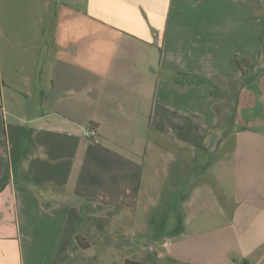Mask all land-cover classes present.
Returning a JSON list of instances; mask_svg holds the SVG:
<instances>
[{
	"label": "crops",
	"instance_id": "0c3cea01",
	"mask_svg": "<svg viewBox=\"0 0 264 264\" xmlns=\"http://www.w3.org/2000/svg\"><path fill=\"white\" fill-rule=\"evenodd\" d=\"M170 144L198 175L167 255L264 264V5L0 0V264H91L89 223L164 199Z\"/></svg>",
	"mask_w": 264,
	"mask_h": 264
},
{
	"label": "rangeland",
	"instance_id": "374dc122",
	"mask_svg": "<svg viewBox=\"0 0 264 264\" xmlns=\"http://www.w3.org/2000/svg\"><path fill=\"white\" fill-rule=\"evenodd\" d=\"M241 1L255 6L264 5V0ZM253 22L251 21L250 24L253 25ZM252 39L253 36H251V43ZM245 59L240 54L235 56L237 64L244 62ZM169 151L175 154L184 153V157L180 158L177 163L170 162L173 164L170 167L174 170V174L170 176L169 184L165 183L167 180L164 176L156 178L162 185L163 192L158 191L153 194L155 198L157 196L164 198L158 202L157 207L139 206L124 211L114 208L108 220L104 218L100 222L104 228L100 234L96 230V226L100 225L95 224L94 221L89 223L86 233L89 235V242L93 248L91 264H97V260H100L101 264H126L127 261H138L145 264H188L174 255L167 254L171 249L172 238L179 234L183 227L180 221L186 210L185 203L190 198V187L193 186L198 172L193 168V151L187 148L183 152L172 144L169 146ZM158 167L161 168L160 163ZM183 172L187 174L179 177L178 174ZM183 178L185 179L183 184L173 191L164 193L168 185L174 187L178 180L181 181ZM179 227H181L180 230ZM160 253H163V256L159 258ZM73 264H76V260Z\"/></svg>",
	"mask_w": 264,
	"mask_h": 264
},
{
	"label": "trees",
	"instance_id": "16d2710c",
	"mask_svg": "<svg viewBox=\"0 0 264 264\" xmlns=\"http://www.w3.org/2000/svg\"><path fill=\"white\" fill-rule=\"evenodd\" d=\"M176 82H178L179 84H183V85H198V86H202L204 89H206L207 91H209L210 93H212L215 89H217L216 85L213 84V82L211 81V79H207L204 77H200L198 75H180L179 79L175 80ZM227 133L224 134V137H226ZM180 224H183V217L180 221ZM181 227H179L180 230ZM77 242L79 243V245L82 248H88L89 245L88 243H84L85 239H82V236L79 235L77 236ZM126 264H145L142 262H138V261H127Z\"/></svg>",
	"mask_w": 264,
	"mask_h": 264
},
{
	"label": "built area",
	"instance_id": "2783aa9c",
	"mask_svg": "<svg viewBox=\"0 0 264 264\" xmlns=\"http://www.w3.org/2000/svg\"><path fill=\"white\" fill-rule=\"evenodd\" d=\"M85 136H86L87 138L91 139L92 141H97V140L100 138V136H99L97 130L94 129V128L89 129V130L86 132Z\"/></svg>",
	"mask_w": 264,
	"mask_h": 264
}]
</instances>
